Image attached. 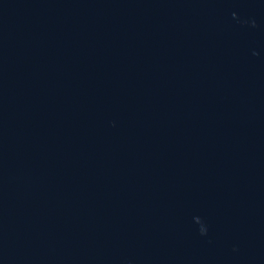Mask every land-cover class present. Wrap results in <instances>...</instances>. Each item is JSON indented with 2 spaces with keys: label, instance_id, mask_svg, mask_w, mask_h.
Returning <instances> with one entry per match:
<instances>
[{
  "label": "water",
  "instance_id": "95a60500",
  "mask_svg": "<svg viewBox=\"0 0 264 264\" xmlns=\"http://www.w3.org/2000/svg\"><path fill=\"white\" fill-rule=\"evenodd\" d=\"M0 264H264V0H0Z\"/></svg>",
  "mask_w": 264,
  "mask_h": 264
}]
</instances>
